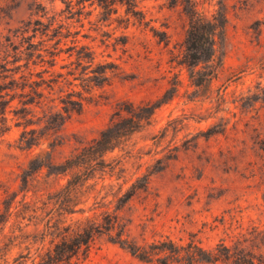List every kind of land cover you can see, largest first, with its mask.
Listing matches in <instances>:
<instances>
[{
    "label": "rangeland",
    "instance_id": "obj_1",
    "mask_svg": "<svg viewBox=\"0 0 264 264\" xmlns=\"http://www.w3.org/2000/svg\"><path fill=\"white\" fill-rule=\"evenodd\" d=\"M67 1L0 0V264H35L36 250L52 246L39 231L73 174L57 165L124 102L152 104L173 84V96L104 155L78 207L113 211L135 184L117 212L140 243L214 249L245 239L264 253V0H195L204 14L226 16L207 87L192 84L183 63L179 0H137L136 16L119 4L107 14L96 0L69 12ZM35 158L43 166L31 172ZM76 264L160 263L101 236Z\"/></svg>",
    "mask_w": 264,
    "mask_h": 264
},
{
    "label": "trees",
    "instance_id": "obj_2",
    "mask_svg": "<svg viewBox=\"0 0 264 264\" xmlns=\"http://www.w3.org/2000/svg\"><path fill=\"white\" fill-rule=\"evenodd\" d=\"M96 2L107 14L115 13L117 4L124 6L126 14L131 16L140 13L137 0H96ZM179 2L187 17L183 63L189 70L192 84L207 87L220 64L217 51L224 42L226 16L222 10L210 16L204 14L197 9L195 0H179ZM66 6L69 12L75 6H78V9L85 7L83 0H78L75 4L69 0ZM176 86L173 84L166 90L163 98L152 104L139 106L124 102V107H120L115 113L116 119H112L100 131L98 137L57 165L58 172L73 170V174L54 193L59 197L62 196L66 201H54L56 206L53 215L44 221L43 228L39 231V240L44 241L47 237H51L52 246L46 250H36L35 258L38 259L35 264H76L80 256H85L95 240L101 236L145 262L193 264L198 261L209 263L220 261L222 264H264V253L260 247L253 241L246 243L245 239H238L231 246L220 243L214 249H204L194 241L184 247L171 239L140 243L131 235L129 223L123 221L117 212L129 202L135 190L140 188L135 184L118 197L113 211L104 210L98 214L93 211L92 214H88L93 208L78 207L86 204V201H75L86 181L92 178L99 170L98 166L105 162L104 155L114 150L125 137L148 121L155 108L173 96ZM34 93L39 94L37 89ZM27 103L30 101H24L23 104ZM122 111L129 115H121ZM32 163L36 164L31 167V172L43 166V162L37 161L36 158L31 160ZM75 214H79L80 217H74ZM42 221L43 217L37 223Z\"/></svg>",
    "mask_w": 264,
    "mask_h": 264
}]
</instances>
